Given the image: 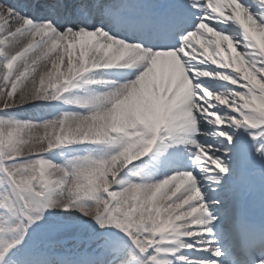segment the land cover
<instances>
[{"label": "snow or ice", "instance_id": "6c2138e0", "mask_svg": "<svg viewBox=\"0 0 264 264\" xmlns=\"http://www.w3.org/2000/svg\"><path fill=\"white\" fill-rule=\"evenodd\" d=\"M0 264H264V0H0Z\"/></svg>", "mask_w": 264, "mask_h": 264}, {"label": "rangeland", "instance_id": "374dc122", "mask_svg": "<svg viewBox=\"0 0 264 264\" xmlns=\"http://www.w3.org/2000/svg\"><path fill=\"white\" fill-rule=\"evenodd\" d=\"M81 147V146H80Z\"/></svg>", "mask_w": 264, "mask_h": 264}]
</instances>
